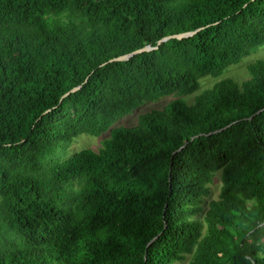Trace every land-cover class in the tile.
Returning a JSON list of instances; mask_svg holds the SVG:
<instances>
[{
	"label": "trees",
	"instance_id": "obj_1",
	"mask_svg": "<svg viewBox=\"0 0 264 264\" xmlns=\"http://www.w3.org/2000/svg\"><path fill=\"white\" fill-rule=\"evenodd\" d=\"M261 46L264 0H0V264H264V59L43 165Z\"/></svg>",
	"mask_w": 264,
	"mask_h": 264
},
{
	"label": "rangeland",
	"instance_id": "obj_2",
	"mask_svg": "<svg viewBox=\"0 0 264 264\" xmlns=\"http://www.w3.org/2000/svg\"><path fill=\"white\" fill-rule=\"evenodd\" d=\"M259 59H264V46H261L254 50L249 56L245 57L242 62L238 65L230 66L225 73L220 78H213L212 76H206L200 80L199 89L193 94L186 96H175L169 95L160 97L153 101H144L140 106L133 109L128 114L119 118L112 126L104 133L99 136H90L86 134L79 135L70 144L60 147L54 154L46 157L43 160V165H48L57 162H64L81 151L91 149L94 151H99L103 147V142L111 137L112 130L118 127L131 128L138 123L139 116L142 114L149 113L155 110L164 109L170 102L174 101L176 98L183 99L189 106L194 105L195 99L203 91L211 88L217 81L223 79H231L237 84H242L250 78L248 73V65L254 63ZM71 184L68 186L70 187ZM222 186L221 181V171H217L214 178V183L210 186L211 193L207 202L211 200H217L220 195V189ZM77 187V185H75ZM190 256H187L185 260L176 262L175 264H189Z\"/></svg>",
	"mask_w": 264,
	"mask_h": 264
},
{
	"label": "water",
	"instance_id": "obj_3",
	"mask_svg": "<svg viewBox=\"0 0 264 264\" xmlns=\"http://www.w3.org/2000/svg\"><path fill=\"white\" fill-rule=\"evenodd\" d=\"M198 31H200V30H197V31H194V32H189V33H184V34H178V35H172V36L165 37V38H163L162 40H160V41L158 42V46H160L162 43H164V42H166V41H168V40H170V39H178V40H182V39H184V38L191 37V36L195 35ZM158 46L155 47V48H151V47L148 46V47H145V48H143V49H139V50H137V51H135V52H132V53L129 54V55H125V56H121V57H118V58L112 59V60H110L108 63H113V62H119V61H125V60H128L130 57H132V56H134V55H137V54H140V53H143V52H147V51H151V50H153V49H157ZM108 63H105L104 65H106V64H108ZM80 88H81V86L72 89L70 92H68L67 94H65V95L62 97V99L65 98L66 96L70 95L71 93H74V92L78 91ZM261 111H262V110H261ZM261 111H258L257 114L261 113ZM250 119H252V117H251ZM227 128H228V127H225L224 129H227ZM224 129H222V130H218V131H216V132H214V133L221 132V131H223ZM209 135H211V134H209ZM194 139H195V138H192V140H194ZM170 181H171V179H170ZM263 225H264V224H263ZM160 235H161V234H159L158 236L154 237V238H153V239L147 244V248H149V247H150V246H151V245H152V244H153V243L159 238Z\"/></svg>",
	"mask_w": 264,
	"mask_h": 264
}]
</instances>
